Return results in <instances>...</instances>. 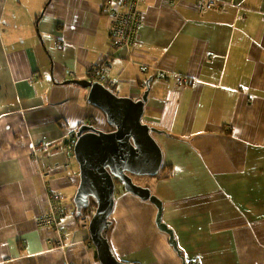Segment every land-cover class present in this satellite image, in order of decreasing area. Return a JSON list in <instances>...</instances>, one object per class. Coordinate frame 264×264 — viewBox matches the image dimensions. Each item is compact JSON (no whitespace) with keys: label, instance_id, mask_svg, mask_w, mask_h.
Wrapping results in <instances>:
<instances>
[{"label":"crops","instance_id":"0c3cea01","mask_svg":"<svg viewBox=\"0 0 264 264\" xmlns=\"http://www.w3.org/2000/svg\"><path fill=\"white\" fill-rule=\"evenodd\" d=\"M219 1L199 11L196 0H140L136 42L115 47L105 0H0V264H102L87 217L69 212L59 232L37 216L49 187L79 186L71 134L110 126L89 88L69 82L106 57L118 96L149 88L142 119L160 130L169 168L149 188L180 248L157 206L117 181L105 232L116 257L264 264V0Z\"/></svg>","mask_w":264,"mask_h":264},{"label":"water","instance_id":"95a60500","mask_svg":"<svg viewBox=\"0 0 264 264\" xmlns=\"http://www.w3.org/2000/svg\"><path fill=\"white\" fill-rule=\"evenodd\" d=\"M69 82L88 87L89 102L101 109L108 123L116 128L104 131L94 125L82 124L77 132L71 134V138H76L73 150L80 171V183L74 199L76 210L80 213L91 198L96 202L95 213L89 219L88 226L100 262L135 264L119 260L105 235L115 204L116 181L125 190L157 206L156 223L169 234L170 243L180 253L173 230L162 220L161 199L152 194L149 187L134 182L130 175L153 176L163 166V150L152 134L160 130L142 119L149 88L140 99L134 100L118 96L100 82L87 79H72Z\"/></svg>","mask_w":264,"mask_h":264},{"label":"built area","instance_id":"2783aa9c","mask_svg":"<svg viewBox=\"0 0 264 264\" xmlns=\"http://www.w3.org/2000/svg\"><path fill=\"white\" fill-rule=\"evenodd\" d=\"M139 3L140 0H105L103 9L108 12L112 19L110 33L112 43L115 47H130L136 42L143 19V12L139 8ZM220 4L221 2L219 0H196L195 2V6L199 11L215 8ZM65 42L64 37L59 36L56 40V46L58 48H63ZM108 60L106 57L100 63H95L91 66L92 77L89 80L91 82H100L112 89L116 83L114 80L107 77L108 71L110 70ZM144 68L148 69V66H144ZM69 73L74 76L73 71H69ZM157 76L159 78H165V71H158ZM175 81L178 87H184L186 85V76L179 74L175 77ZM196 82L197 81L194 80L192 84L195 85ZM48 198L49 207L44 215L45 220L39 219V221L41 225L54 226L56 231L60 232L63 225L61 221L67 215L62 210L65 196L61 193L52 191ZM92 214L94 213L92 212L90 216ZM56 215H58L57 218ZM64 264L69 263L65 261Z\"/></svg>","mask_w":264,"mask_h":264},{"label":"rangeland","instance_id":"374dc122","mask_svg":"<svg viewBox=\"0 0 264 264\" xmlns=\"http://www.w3.org/2000/svg\"><path fill=\"white\" fill-rule=\"evenodd\" d=\"M89 71L91 72L92 71V69L91 68H89ZM90 81V80H89ZM107 125V124H106ZM110 125V124H109ZM105 128V127H104ZM102 130V129H101ZM105 131V130H104ZM154 136H155V133H154ZM73 147H74V145H73V143H72V149H73ZM74 163H75V165H76V170L78 169L79 170V168H78V162H77V160H76V158H75V156H74V154H73V160H72ZM164 166H165V161L163 160V166H162V168H161V170L156 174V175H153V176H149V175H136V176H133L134 177V181L135 182H137V183H139L140 185L141 184H144V185H150V184H152V179H156V177L157 176H163V175H166L167 173H169V168L164 172V170H162L163 168H164ZM143 186V185H142ZM48 190H49V195L51 194V192L52 191H54V192H57V193H61V194H63L64 196H65V201H64V203H63V208H62V210L65 212V214H68L69 212H71V211H73V212H75L76 211V205L74 206L73 204L75 203V201H74V199H75V195H76V192H77V190H78V188L76 187V188H71L70 189V191L69 190H66V189H63L62 191L63 192H65V193H63V192H61V191H58L57 189H52L51 187H49L48 188ZM117 192H118V190L116 189V191H115V194H117ZM74 202V203H73ZM48 207H49V205L47 206V208H46V210H44V211H42V212H40V214L37 216V221H39V219L40 220H45L44 219V215H45V212L47 211V209H48ZM89 209V211H88V213L85 215L87 218H88V221H89V219H90V217H92V215L90 216V214L93 212V213H95V208H92V207H90V208H85V211H87ZM84 210V209H83ZM82 210V211H83ZM57 216L58 215H56V218H57ZM90 216V217H89ZM87 221V222H88ZM43 227H46V228H48V229H54V230H56L55 229V227L54 226H46V225H42Z\"/></svg>","mask_w":264,"mask_h":264},{"label":"trees","instance_id":"16d2710c","mask_svg":"<svg viewBox=\"0 0 264 264\" xmlns=\"http://www.w3.org/2000/svg\"><path fill=\"white\" fill-rule=\"evenodd\" d=\"M95 206H96V202H95V200L94 199H90V201H89V204L86 206V207H84L82 210H81V212L80 213H78L77 211V218H85L86 216V214L88 213V211H89V209L87 210V211H85V208H90V207H92V208H95ZM186 264H188V261H186Z\"/></svg>","mask_w":264,"mask_h":264},{"label":"flooded vegetation","instance_id":"af4514ba","mask_svg":"<svg viewBox=\"0 0 264 264\" xmlns=\"http://www.w3.org/2000/svg\"><path fill=\"white\" fill-rule=\"evenodd\" d=\"M90 125H94V126H95L94 123H90ZM115 129H116V128H115L113 125H110L107 131H113V130H115ZM129 174H130V173H129ZM130 175L132 176V178H133V180H134L133 174H130ZM116 182H117V181H116ZM136 183H137V182H136ZM137 184H139V183H137ZM141 185L146 186V187H149V185H144V184H141Z\"/></svg>","mask_w":264,"mask_h":264},{"label":"bare ground","instance_id":"6f19581e","mask_svg":"<svg viewBox=\"0 0 264 264\" xmlns=\"http://www.w3.org/2000/svg\"><path fill=\"white\" fill-rule=\"evenodd\" d=\"M133 176H136V174H134ZM135 182V181H134Z\"/></svg>","mask_w":264,"mask_h":264}]
</instances>
